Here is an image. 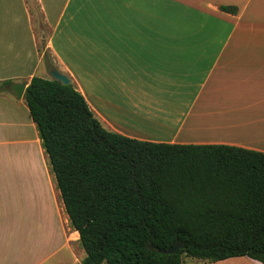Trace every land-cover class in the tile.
Wrapping results in <instances>:
<instances>
[{
    "label": "crops",
    "instance_id": "0c3cea01",
    "mask_svg": "<svg viewBox=\"0 0 264 264\" xmlns=\"http://www.w3.org/2000/svg\"><path fill=\"white\" fill-rule=\"evenodd\" d=\"M31 3L39 5L43 24L52 29L55 70L70 79L105 130L142 142L226 145L264 154V0ZM220 6L237 12H221ZM30 22L27 0H0V29L26 30ZM16 44L0 37V83L27 86L41 75L25 54H15ZM0 119V187L9 196L25 190V166L37 161V183L58 238L35 264L51 259V264H77L78 236L72 238L77 233L69 226L23 98L1 92ZM45 225L40 224L42 231ZM62 253L71 260L65 262ZM183 264L262 263L237 257Z\"/></svg>",
    "mask_w": 264,
    "mask_h": 264
},
{
    "label": "trees",
    "instance_id": "16d2710c",
    "mask_svg": "<svg viewBox=\"0 0 264 264\" xmlns=\"http://www.w3.org/2000/svg\"><path fill=\"white\" fill-rule=\"evenodd\" d=\"M22 98L85 254L80 264H183L182 256L264 264V154L109 132L72 83L33 76ZM177 243L184 249L158 253Z\"/></svg>",
    "mask_w": 264,
    "mask_h": 264
},
{
    "label": "rangeland",
    "instance_id": "374dc122",
    "mask_svg": "<svg viewBox=\"0 0 264 264\" xmlns=\"http://www.w3.org/2000/svg\"><path fill=\"white\" fill-rule=\"evenodd\" d=\"M31 1L27 0L29 15L32 18L30 27L26 30L0 29V37L17 40L15 54L17 56L25 54L29 63L37 64L38 71L36 74L41 75L42 78L50 79L49 68L55 69L49 50L52 29L45 27L43 15L40 12L41 8ZM4 122L6 121L4 120ZM25 167L28 179L25 190L20 189L16 196H9L6 190L0 187V263L35 264L39 254L49 252L58 242L50 217L48 220L47 196L44 194L42 184L37 183L38 163L29 160ZM44 222L46 225L42 231L39 226ZM76 236L78 235L74 234L72 238ZM73 250L78 264L84 258V252L77 241ZM61 257L65 262L71 260L66 253H62ZM53 260H49L48 264H51ZM192 261V258L182 256V262Z\"/></svg>",
    "mask_w": 264,
    "mask_h": 264
},
{
    "label": "water",
    "instance_id": "95a60500",
    "mask_svg": "<svg viewBox=\"0 0 264 264\" xmlns=\"http://www.w3.org/2000/svg\"><path fill=\"white\" fill-rule=\"evenodd\" d=\"M50 79L59 82L62 85H69L71 83L70 79L58 72L55 69H51L48 72ZM26 88V83L25 82H20V83H14V84H9L6 86V89L13 94V96L15 97L16 100H21V98L23 97L24 91ZM184 249L183 244L181 243H177L174 246L170 247L167 250H158V253H162L165 255H173L175 253H177L179 250Z\"/></svg>",
    "mask_w": 264,
    "mask_h": 264
}]
</instances>
